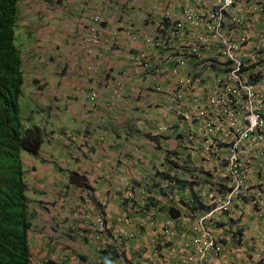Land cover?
Instances as JSON below:
<instances>
[{"label": "built area", "instance_id": "built-area-1", "mask_svg": "<svg viewBox=\"0 0 264 264\" xmlns=\"http://www.w3.org/2000/svg\"><path fill=\"white\" fill-rule=\"evenodd\" d=\"M156 6L152 30L126 36L121 72L145 153L107 190L80 187L65 226L91 248L86 264H264V0ZM111 44L90 29L76 57Z\"/></svg>", "mask_w": 264, "mask_h": 264}, {"label": "clouds", "instance_id": "clouds-1", "mask_svg": "<svg viewBox=\"0 0 264 264\" xmlns=\"http://www.w3.org/2000/svg\"><path fill=\"white\" fill-rule=\"evenodd\" d=\"M34 6L38 9L41 7V11L44 9L42 6H46L47 12L41 13L39 15H35V19H37L40 23L39 27L33 29V31L29 30L26 27V30L23 28L22 21V11L26 6H22L21 0L20 2V18L17 21V28L15 32V41L16 44L21 45L22 51H28L29 53H23V57L28 56L29 59L36 57L38 52L32 54L30 50H26L23 48L21 42H19V38L23 35L24 39L27 40L32 34L36 38L39 36L40 30L43 29L46 32H50L48 27L44 24L49 25V22L52 19L57 21L63 20L65 23L64 29L65 31L62 32V28L60 32L54 34L53 38L58 39L63 38L64 36L68 37L67 40L64 42L65 50L64 56L62 61L56 65V73L61 78V81H65L66 85L69 81V77L72 73L78 74L80 72V80L81 84V96L79 97L76 94L69 93V96L66 97L64 94L63 97L66 99L64 100L63 104L60 106L58 104V108L55 107L56 103H52L50 109H52V113H45V105L42 99L44 98L43 89L45 86L44 82L38 80V77L31 76L25 69V64L23 62V81L21 85V91L19 97H28L30 99L33 96V100L30 99L31 104L22 103L18 100L19 103V117L20 121L23 125L34 124L38 126L42 130V146L38 152L37 156L27 155L23 157V160L26 163V167H23L25 170L26 177L29 181V173L34 171V166H30L29 164L34 161L40 165H47V169H50L49 172L52 174H63L64 176V184L67 182L66 174L69 171L76 172L79 176H81V185L76 187H69L70 185L64 184L59 189V193L53 190L51 187L55 185L50 184L49 188L55 193L54 200H51L49 203H54L56 201H64L65 197H69V199H74L76 196V192L81 187H89L92 186L94 189H97L99 192H103L100 188L97 187L96 184L88 182V174H85V171H79L77 167H72L76 163L77 155H85L79 147L84 146L86 143L90 142V148H98L102 145H110L116 146L121 145L123 142H129L131 140H135L137 138V134L140 133L138 131V127L136 125V117L139 116V108L134 105L133 99L130 95L127 94L128 91H133L130 88L129 84H126V74L124 72L123 77V70L129 65L124 57L126 56L125 48L130 46L132 40L127 39L126 36H135L143 32H149L152 30L155 16H156V9H157V0H154V3H149L150 0L146 1V4L141 5L143 8L142 11H137L135 13L133 8H135V4H137V0H122L120 6H116L113 10L110 8L115 4L114 0H99V6L94 7L90 5L88 10L83 12L76 11V15H73V12L70 11L71 0H33ZM69 5V6H68ZM30 7V6H29ZM31 8V7H30ZM97 17V20H93V17ZM92 17V20L89 19ZM31 23V18H28ZM42 21V22H40ZM70 21V22H68ZM111 23V28H109L108 23ZM40 27H42L40 29ZM84 33H81V31ZM90 29H94L97 33L98 37L104 39L105 37L112 40V47L109 49L108 53L116 52V57L118 63L115 64L114 68L112 69L111 63H108L106 57L110 56L108 53L104 55L100 59H92L87 60L83 58L82 55L76 57V53L79 50L78 42L81 38L85 37ZM23 31L21 35L19 31ZM130 34V35H128ZM37 42V41H35ZM74 49L73 52L70 50ZM124 52L123 55H119V53ZM34 56V57H31ZM25 60V58H23ZM97 60V61H96ZM32 73V72H31ZM117 74H121L122 82L123 80V88L121 92V96L118 98L112 97V77L116 76ZM31 85L33 87L31 88ZM65 85V91L68 90L67 86ZM28 94L29 96H26ZM93 95L91 99L93 101V107H89V100L90 96ZM18 97V98H19ZM79 99V111L80 115L86 114L87 118L83 119V121H79V123L83 126L80 129L76 130H69V127L66 125L58 126L56 124V118L59 116V110L63 111L65 107L71 105L74 101ZM29 106V107H27ZM39 109V110H37ZM89 118V125L86 124L87 119ZM97 120L98 123H94ZM94 129H97V134H95V138L90 139V133ZM105 134H109L110 138L105 139L106 141L103 142L99 140L97 136H104ZM54 142V145H58L61 149V156L58 158V162H62V156H69L67 159H70V164L67 165L66 161L57 164L53 161V158H49L45 151H42L46 148L45 142L48 145H51L50 142ZM145 141V140H144ZM53 145V146H54ZM101 145V146H100ZM66 152L63 153V152ZM145 153V151H143ZM142 153V155L144 154ZM51 157V156H50ZM92 157V156H91ZM140 159V158H139ZM138 160V157L135 159ZM134 160V161H135ZM73 162V163H72ZM87 163H91L87 161ZM92 164V163H91ZM112 165L108 166V175H101L107 179L106 184L104 183L105 187L103 186V190H107V183L109 180V176L111 175V171L118 170V174L122 173L124 170L117 167L114 162H111ZM58 176V175H56ZM42 185H38V189L35 186H32L29 183V189L26 191L27 200H28V210H29V218L31 220V227H30V236L33 234L38 237V235L43 236L40 228L34 229L33 226L39 225L42 223L41 219L44 218V211L48 209L49 203L45 204L44 207H40L36 204L39 199H36L39 193H41ZM71 204V203H70ZM36 205L38 207H36ZM78 211V207L75 206ZM48 221V233L45 235V239H48L47 245H44L45 239H42L40 242L39 247H48L49 245H54L57 251L46 250L43 251V248H38V253H32V246H31V253L34 259H31L30 264H43V258H50L55 260L54 264H86L87 261L92 259V250L88 247V245L75 234L77 232H68L71 229L69 226H65V229H62L61 226L65 224V221H56L53 215H49ZM50 224H53V227L50 228ZM44 226L45 224L42 223ZM67 238L73 237V242L77 243L78 251H74L71 245L67 246H60L54 243V239L62 238L64 236ZM29 236V241H31ZM38 245V244H37ZM66 245V244H64ZM37 254L41 255L40 261L38 259L35 260V256ZM47 255V256H45Z\"/></svg>", "mask_w": 264, "mask_h": 264}, {"label": "trees", "instance_id": "trees-1", "mask_svg": "<svg viewBox=\"0 0 264 264\" xmlns=\"http://www.w3.org/2000/svg\"><path fill=\"white\" fill-rule=\"evenodd\" d=\"M19 1L0 0V264H30L34 259L29 241L31 220L26 195L29 181L23 157L38 155L42 130L34 124L23 125L19 117L23 53H29L22 51L15 41ZM89 122L88 118L86 124ZM66 178L65 184L69 187L81 185V176L74 171L67 172ZM41 221L43 223L44 219ZM33 228L39 229L37 225ZM44 229V226L40 228ZM41 260L43 264L55 262L50 258Z\"/></svg>", "mask_w": 264, "mask_h": 264}, {"label": "crops", "instance_id": "crops-1", "mask_svg": "<svg viewBox=\"0 0 264 264\" xmlns=\"http://www.w3.org/2000/svg\"><path fill=\"white\" fill-rule=\"evenodd\" d=\"M115 4L110 7L112 10L116 6H120L122 0H114ZM134 0L133 2H135ZM147 0H137V4H135V8H133L132 11L137 13V11H142L143 8L141 7L140 4L144 5L146 4ZM140 4H139V3ZM69 3V0H68ZM99 0H71V6H70V11L73 12V15H76V11L80 12L81 10L83 12L87 11L90 5H93L94 7H98ZM149 3H154V0H150ZM69 6V5H68ZM109 28H111V23H108ZM79 29V28H78ZM80 30V29H79ZM62 32L65 31L64 25L62 26ZM81 31V30H80ZM81 33H84V31H81ZM133 45V44H131ZM71 52L74 51V49L70 50ZM123 55V52L119 53V55ZM110 57L107 58V61H110L112 58H117L116 57V52H110L108 53ZM25 60L24 64L26 65L28 56L25 55ZM26 61V62H25ZM127 67V66H126ZM27 70V69H26ZM51 71V70H50ZM34 77H37V74H32ZM69 81H61V78L57 75V73H52L51 72V78L52 81L50 85H46L45 92H43L42 95H44V98L42 101H44L45 105V113H52L51 107L52 103H54L55 100V107L58 108L57 102L60 104V106L63 104L64 100L66 99L64 94H66V97L69 96V93L76 94L79 97L81 96V80H80V72L76 74H71L68 76ZM65 85L67 86L68 90L65 91L64 87ZM33 85H31V88ZM33 96L30 97L31 100H33ZM79 99L74 101L71 105L67 106L64 108L63 111L59 110V116L56 118V124L58 126H64L66 125L69 127V130H76L80 129L83 127L79 121H83V119H86L87 116L84 114L83 116L80 115V113H77L76 111H79ZM66 118H68V121H64ZM95 134H97V129H94L90 133V139L95 138ZM101 146V145H100ZM80 150L85 154L77 155L76 163L72 167H77L79 171H85V174H88V182L94 183L97 185L98 188H100L101 191L103 190V186L105 187L104 183L106 184L107 179L104 177H101V175H108V166L112 165L111 162H114V164L121 168L126 170L129 168V166H132L134 160L138 157L140 154V157L142 156L143 151H145L144 147V140L142 139V135L140 133L137 134V138L135 140H131L128 143L123 142L121 145H116V146H110V145H102L101 147L98 148H85L84 146L79 147ZM92 156V157H91ZM87 161L91 162L90 164L87 163ZM31 167L34 166V171H31L29 173V183L32 186H35L36 188L40 182L44 180H50V183L52 185H55L54 187H51L53 190L59 193V189L61 186L64 184V176L63 174H52L49 172L47 169V165H40L34 161H32L29 164ZM58 175V176H56ZM77 188V187H76ZM38 189V188H37ZM52 197V196H51ZM40 199V198H36ZM69 197H65L64 201H56L54 203H49V208L45 209L44 211V218L45 220L49 218V215H53V217L56 219V221H71L75 222L76 218L74 217L75 213L78 212L77 209L73 206L71 211L66 210L63 212V204L64 202L66 204H69ZM78 207V206H77ZM43 225L42 223L39 225V228H41ZM45 229L42 230L41 232L45 235H47L49 227L48 224L45 223L44 225ZM53 227V224H50V228ZM70 227V226H69ZM57 237V236H56ZM30 239L31 236H30ZM73 237L71 239L69 238L68 240L65 241V243H62V245H71L73 242ZM45 243L44 245H47L48 239L44 240ZM77 241V240H76ZM75 241V242H76ZM71 242V243H70ZM74 243V242H73ZM57 251V248L55 249Z\"/></svg>", "mask_w": 264, "mask_h": 264}, {"label": "rangeland", "instance_id": "rangeland-1", "mask_svg": "<svg viewBox=\"0 0 264 264\" xmlns=\"http://www.w3.org/2000/svg\"><path fill=\"white\" fill-rule=\"evenodd\" d=\"M22 2V6H26L24 8V10L22 11L21 15H22V21L20 23L23 24V28L26 30V27L29 28V30L33 31V29H35L36 27L38 28L40 23L37 19L33 18L34 14L35 15H39V12L41 11V7L40 8H36L33 4V0H21ZM31 8H30V7ZM44 9L41 11L42 13L47 12V8L46 6H42ZM40 12V13H41ZM28 18H31V23L29 21ZM42 22V21H40ZM70 22V21H68ZM65 22L63 20L57 21L55 19H52L49 22V25L44 24L46 27H48L50 32H46L45 30L41 29L42 27H40V33L38 37H34L33 34L27 38V40L24 39L23 37V31H19V33L22 35L21 38H19V42L22 43L23 48L24 49H28L33 53H35L36 51L38 52V54H36V57H34L32 59H27L26 65H25V69H27V72L29 74H31V76H33L32 74H37L38 80L41 82L45 83L44 86V90L46 89V85H50L52 78H51V72L55 73L56 72V65L59 64L60 61H62L63 56H64V50H65V45L64 42L67 40L68 37L64 36L63 38H53L54 34H52L53 32H60V29L62 28L63 24ZM41 26V25H40ZM37 41V42H35ZM51 70V71H50ZM32 72V73H31ZM26 96H29L28 94H26ZM18 100L22 103H26V104H31L30 99L28 97H19ZM29 107V106H27ZM39 110V109H37ZM40 111V110H39ZM41 112V111H40ZM64 121H68V118H66ZM105 139L110 138L109 134H105L104 135ZM51 145H48L47 142H45L46 148L42 151H45L48 155L49 158H53V161L57 164H61L63 162H65V160L69 157L66 152L64 151L63 153L66 154V156H62V162H58V158L59 156H61L59 153H61V149L60 148H64V147H60L58 145H54L55 143L52 141L50 142ZM54 145V146H53ZM51 156V157H50ZM73 163V162H72ZM66 164L69 165L70 164V159H67ZM50 170V169H48ZM159 183H163L162 179L159 178L158 179ZM39 184H41V193H39L37 196H35V198H40L39 201L36 202V204L38 206H42L44 207L45 204L49 203L51 200H54V193L50 188V180H44L42 182H40ZM52 196V197H51ZM36 205V207H38ZM63 212H65L66 210L71 211L73 205L72 204H66L64 202L63 204ZM44 219V224L47 223L48 221H51L49 218L45 220ZM66 222H71V221H66ZM62 223V222H59ZM65 225L63 224L61 226L62 229H65ZM68 232H77V230H70ZM77 236L79 235L78 232L75 233ZM31 241L30 244L32 246V253H38V248L40 245V242L42 241V239H45V235L40 236L38 235V237H36L34 234L31 236ZM69 237H65L62 236V238H60V240H58V238L56 237L54 239V243L60 245V246H67V245H62V243H65L66 240H68ZM71 243V242H70ZM38 244V245H37ZM71 247L74 251H78V245L77 243H71ZM43 251L46 250H51V251H55V246L54 245H49L48 247H42ZM47 256V255H45ZM41 259V255H38V260Z\"/></svg>", "mask_w": 264, "mask_h": 264}]
</instances>
